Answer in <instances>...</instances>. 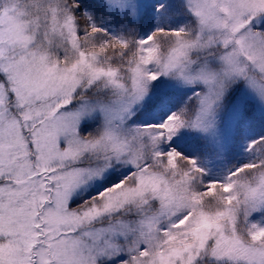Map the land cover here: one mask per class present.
Returning a JSON list of instances; mask_svg holds the SVG:
<instances>
[{
    "label": "snow or ice",
    "instance_id": "snow-or-ice-1",
    "mask_svg": "<svg viewBox=\"0 0 264 264\" xmlns=\"http://www.w3.org/2000/svg\"><path fill=\"white\" fill-rule=\"evenodd\" d=\"M0 264H264V0H0Z\"/></svg>",
    "mask_w": 264,
    "mask_h": 264
}]
</instances>
